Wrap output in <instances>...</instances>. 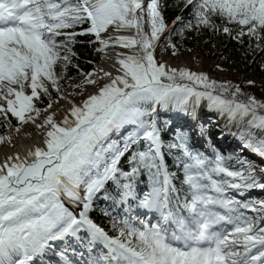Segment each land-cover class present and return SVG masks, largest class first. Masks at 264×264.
I'll use <instances>...</instances> for the list:
<instances>
[{
    "label": "snow or ice",
    "instance_id": "snow-or-ice-1",
    "mask_svg": "<svg viewBox=\"0 0 264 264\" xmlns=\"http://www.w3.org/2000/svg\"><path fill=\"white\" fill-rule=\"evenodd\" d=\"M183 3L191 6L197 27L221 30L218 17L239 26L236 38L247 35L264 51V0ZM84 24L86 30L76 31ZM166 27L160 0H0V127L11 130L10 117L20 126L35 123L47 111L34 100L51 98L50 89L61 92L64 72L57 65L66 71L71 64L76 36L94 35L100 52L116 45L130 50L118 54L122 75L104 72L101 78L109 82L82 105L72 104V119L57 123L49 115L36 125L48 129L45 148L0 162V264H45L49 251L63 264H264V199L246 195L264 190V168L194 151L186 132L165 144L152 119L157 106L187 112L207 99L243 123V147L264 160V102L240 101L238 86L230 92L204 74L158 64L156 42ZM110 28L132 34L102 36ZM222 31L232 35L227 26ZM92 75L84 74L83 83L96 85ZM229 92L231 98L221 94ZM126 126L133 130L123 142L111 141ZM4 142L11 136L0 135ZM165 149L175 150L182 179L169 170ZM125 157L129 170L121 165ZM142 174L148 191L141 193ZM101 194L124 213L104 210L111 235L89 216ZM137 209L153 213L157 222L142 219Z\"/></svg>",
    "mask_w": 264,
    "mask_h": 264
},
{
    "label": "trees",
    "instance_id": "trees-1",
    "mask_svg": "<svg viewBox=\"0 0 264 264\" xmlns=\"http://www.w3.org/2000/svg\"><path fill=\"white\" fill-rule=\"evenodd\" d=\"M160 10L164 17L165 24L167 25L166 29L171 26L174 21H176L175 26L171 29L165 38L164 42L167 41L174 45H179L184 50H195L199 46L203 45H223L222 49V63L226 66L234 68L237 71H244L246 68L252 69L255 75L264 74V51H260L256 48L255 41L248 37L247 35L243 37L236 38L235 33L239 26L235 24H227L218 18L214 17V22L218 25L221 30H212L211 28L196 26L193 12L191 6H185L183 0H160ZM191 22L192 27L189 28L187 25ZM229 27L232 30V35L225 34L222 31L223 27ZM89 27L88 24L76 29V31H83ZM146 29V28H145ZM165 29V30H166ZM98 42L94 35H78L75 37V43L69 45L72 52L75 55L72 57L71 64L68 65L66 71L60 68L59 64L57 65L58 72H64L63 78L60 80L61 91L68 90V85L73 83H80L85 79L84 74H91L92 70L100 61V54L96 51ZM261 46L264 47V42H261ZM30 92V90H27ZM52 95L51 98L48 96H41L39 100H34V104L37 108L46 109L48 108L49 103L58 98V93L54 89H50ZM233 92V91H230ZM230 92L226 93L230 97ZM231 98V97H230ZM240 101H246L247 97L237 95L236 97ZM12 120L13 129L18 125V121L14 117H10ZM10 131L7 127H0V135ZM181 132H186L189 136V146L198 152L201 151L197 146H195L194 135L188 132V128L181 129ZM210 132V131H209ZM211 136H220L219 132H210ZM162 140L165 144L174 142L175 138L171 137L166 130L163 131L161 135ZM135 148V146H133ZM205 153V152H203ZM225 156H233L234 159L230 162L236 164L235 158H241L253 162L257 165L259 170V162L253 158H245L242 153L233 154L231 151L226 153L219 152ZM206 155L212 156V153L206 152ZM257 156V155H256ZM175 157L176 152L173 150L171 153L166 154L165 160L169 167L170 171L177 172V175L182 179V172L178 171L175 167ZM261 159L259 156H257ZM121 165L125 170L130 169V165L127 163V157L123 158ZM238 167V165H237ZM179 186L180 180L175 181ZM138 190L142 193L148 191V178L146 174H142L139 177ZM251 192V191H250ZM246 193L247 197L250 199H261L259 196L253 197L252 194ZM102 194L95 200L93 211L90 212V218L97 223L99 226L103 227L109 234H113L111 227V217L104 215V210L107 209L111 211L114 216L119 213V216H122L121 210L119 208H113L111 201H103L101 199ZM263 199V198H262ZM51 255V256H50ZM49 257H52V254H48Z\"/></svg>",
    "mask_w": 264,
    "mask_h": 264
},
{
    "label": "bare ground",
    "instance_id": "bare-ground-1",
    "mask_svg": "<svg viewBox=\"0 0 264 264\" xmlns=\"http://www.w3.org/2000/svg\"><path fill=\"white\" fill-rule=\"evenodd\" d=\"M147 1H149V0H145V2H147ZM109 34L130 35L132 33L128 32V31H122L120 33H115L113 31V29L110 28L108 33H103L102 36H104L106 38ZM101 47H102V45H100L98 43L97 51ZM119 53H124L125 55H127V54H130V50L120 48L118 45H116V46H110V47L106 48L104 52H100V61L91 72V74H93L92 78L97 80V84L96 85H90V88H88V90L85 94H81L79 97L74 96L73 98H67V97L61 98V96L63 94V93H61L59 96L60 98L58 97L55 99V100H57L56 103L54 105L52 104V107L49 110H47L46 113H44L40 117H38L36 119L35 123L29 122L27 124H24L23 126L17 125L16 127H20V129H21L19 132H17L16 127H14L10 131L2 134L5 136H11V143H8V142L0 143V162H3L9 156H16L17 154L22 159L28 158L29 153L31 151H34L35 148H37V147L45 148L46 145L44 143V134L46 133V131L48 129L47 128H37L36 125L42 124L44 122L45 118L49 115L53 116V118L55 119V121L57 123L62 122L63 119L65 118V116H68L69 119H72V117L69 115L72 104H75L77 106L82 105L83 101L86 100L90 95L97 94L99 86H103L105 83L109 82L108 78H101V77H103L104 72H110L113 77L116 75H122V73L118 71V69L120 68V65L117 63V60L120 58L118 55ZM177 58H178L177 56L174 58V61H173L174 63H175ZM181 58H183V57H181ZM185 59H186L185 64H183L179 68H175V69L180 70V68H181V69H187L188 71H191L189 65L188 66L186 65V63L189 64V62L187 61V57H185ZM172 66L173 65L170 64V65H168L167 68H170ZM211 74H212L213 78L220 79L219 77L215 76L218 73L211 72ZM226 77H229V75H224V79H223V81L222 80L221 81L225 82L227 80ZM221 81H218L217 83L220 84ZM221 94H223V93H221ZM55 100H53V101H55ZM161 109H164V108L157 106L156 112L152 114L153 115L152 119H155L158 127H160V126L165 127L166 126L164 124L165 122L161 121L162 117L165 116V117L169 118L168 122L172 123L173 126H178L177 129H180V130H178V132H181V129L188 128L189 131L194 130L193 132H191L194 135V140L196 139V136L194 133L199 132L201 134L200 138L203 141H205L206 135L203 136V134H205V131H203L202 123H204V121H207V119L205 117H206V115L209 116V114H210L212 117H214L213 119H215L213 125L214 126L217 125L218 127H220L222 129L221 132L223 134L221 132H219L220 136H216V138L218 140L221 139V141L223 143L222 146H225L226 145V142H225L226 139L233 138L232 137L233 135L236 136V137H234L236 141H233V142L237 143L236 145H238V143L242 141L239 137H240V133L245 130L243 123L240 122L238 119L232 120L229 118L227 113H222L219 110H216V109L210 107L209 102H207V99L201 100L200 103L195 107L194 110L192 109L191 106H189L187 112H176L173 110V108L171 106H169L167 108V110L164 109L165 112H163V113L159 112ZM208 110H211V112L210 111L208 112ZM192 128H194V129H192ZM172 129L173 128L170 127L169 131H173ZM132 130H133V126H126L120 132H114L111 135L110 139H111V141L122 143L123 140L126 138V136ZM164 130H166V129H163L161 131V135L163 134ZM227 133L230 137L225 136ZM206 134L208 135V132H206ZM171 137H173V136H171ZM227 144H228V142H227ZM236 145L234 144L233 148L236 147ZM197 147H199V146H197ZM240 147H242V149H247V148L243 147V143H242V146H240ZM199 149H201V148L199 147ZM225 151H226V149H225ZM166 154L167 153H165V156H166ZM261 165L264 166V163H262ZM71 207L75 208L76 206L71 205ZM93 207H94V204H93ZM148 214L152 216L151 218L157 217L153 213H148Z\"/></svg>",
    "mask_w": 264,
    "mask_h": 264
},
{
    "label": "rangeland",
    "instance_id": "rangeland-1",
    "mask_svg": "<svg viewBox=\"0 0 264 264\" xmlns=\"http://www.w3.org/2000/svg\"><path fill=\"white\" fill-rule=\"evenodd\" d=\"M176 21H174V23L171 24V26L168 27V29H166L164 31V33L161 34L160 40L156 42V47H155V59L157 60L158 64H164L166 66V68L168 67V65H173L170 68H179L181 65L185 64V57H187V61L189 62V64L186 63V65L190 67L191 71L190 72H194L197 74H204L206 75L209 80L211 81H223L224 79V75H229V77H226L227 80L225 82H220V84H224L227 85L230 89V91H235V88L238 86L240 89V94L241 96L247 97V99L249 97H255L258 101L264 102V74L261 75H255L252 71V69L250 68H246L244 69V71H237L234 68H231L229 66H226L225 64L222 63V49H223V45H203V46H199L197 47V49L195 50H184L182 49L181 46L179 45H174L171 44L167 41L164 42V36H166L165 34H167L171 29L174 28ZM145 30H148V26L145 25ZM99 52V51H98ZM100 54V52H99ZM178 57L175 61L174 58ZM174 57V58H173ZM183 57V58H181ZM175 66V67H174ZM181 69V68H180ZM211 72H216L218 73L217 77H219L220 79H216L212 77ZM85 80V79H84ZM83 80V81H84ZM76 83V84H69L68 85V90L66 91H61L58 94V97L60 96L61 93L62 96L61 97H67V98H73L74 96L79 97L81 94H85L88 90V88H90V85L92 84H86V83ZM167 82V81H165ZM181 82H187V81H181ZM251 82V83H250ZM80 84L81 87H75V85ZM218 85H220L219 83H217ZM65 93V94H64ZM226 95V93H223ZM60 98V97H59ZM57 100L52 101L51 104H55ZM208 102V101H207ZM50 108H47V110H49ZM211 112V110H208V112ZM47 111H42L40 116L44 113H46ZM39 116V117H40ZM207 119V121H204V123H202L203 125V131H205V134H203V136L206 137V140L203 141L200 138V133L199 132H195V146H199L201 149V151L203 152H209L212 153V155L214 154V152H223L226 153L227 151H231V153L233 154H240V152L242 153V155L247 158H253L256 161H258L260 164L258 165L259 168H264V166H262L261 164L264 163V160L259 159L255 154H253L251 151H249L248 149H242V143L243 141L239 142L238 145H236V141L234 137H236L235 135H233L231 139H226V145L222 146L223 143L220 140H218L216 137L211 136L210 132H221V128L218 127L217 125H213L215 119H213L214 117H212L210 114L209 116L206 115L205 117ZM210 119V120H209ZM169 118L167 117H162L161 121L165 122L164 124L166 125L164 126H160L161 131L163 129H166V132L169 133L171 136H173L175 138L176 133L178 132L177 129L178 126H173L172 123L168 122ZM209 121V122H208ZM187 123V122H186ZM185 124V123H184ZM217 124V123H216ZM19 125V124H18ZM17 126V125H16ZM15 126V127H16ZM172 127L173 131H169V128ZM47 128V127H45ZM181 128V127H180ZM194 129V128H192ZM209 129V130H208ZM194 130H190L188 129V132L191 133ZM210 131V132H209ZM206 132H208V135L206 134ZM222 133V132H221ZM223 134V133H222ZM209 136V137H208ZM225 136H229L228 133ZM230 137V136H229ZM211 140V141H210ZM213 140V141H212ZM231 141V142H230ZM228 142V144H227ZM234 144L236 145V147L233 148ZM198 147V148H199ZM225 147V148H224ZM226 149V151H225ZM165 153L169 154V152L165 149ZM252 194L253 197L259 196L261 199H264V190H252L250 192ZM101 199L105 202V200L101 197ZM141 211L145 212L144 209H140ZM248 215H254L253 213L248 212ZM150 215L148 214L147 217L145 219H149ZM52 252V251H49ZM71 259H73L74 257H70ZM76 260H78L77 257H75ZM73 259V260H75ZM44 260V258H43ZM45 264H50V261L45 260L44 261ZM54 264H60V262H53Z\"/></svg>",
    "mask_w": 264,
    "mask_h": 264
}]
</instances>
